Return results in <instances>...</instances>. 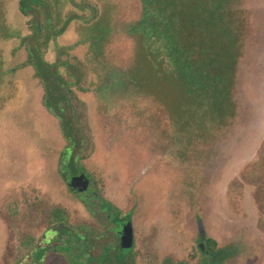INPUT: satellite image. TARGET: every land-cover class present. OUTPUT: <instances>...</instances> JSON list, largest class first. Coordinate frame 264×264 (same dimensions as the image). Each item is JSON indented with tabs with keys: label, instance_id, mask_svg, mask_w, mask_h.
<instances>
[{
	"label": "rangeland",
	"instance_id": "1",
	"mask_svg": "<svg viewBox=\"0 0 264 264\" xmlns=\"http://www.w3.org/2000/svg\"><path fill=\"white\" fill-rule=\"evenodd\" d=\"M20 1L0 0V71L9 85L3 92L9 100L0 103V264L21 263L58 223L78 228L92 240L91 258L102 260L104 230L61 176L67 142L60 123L44 106L26 46L8 38L15 30L30 36L35 52ZM52 1L57 22L75 19L50 43L46 61L56 71L61 61L75 60L62 76L81 81L74 88L87 137L80 167L105 200L133 211L136 261L202 264L203 230L224 264H264V0L229 2L244 14L245 36L236 114L224 123L232 111L227 80L236 51L205 11L220 0H170L183 34L179 65L165 58L147 26L131 29L140 15L133 0ZM195 105L201 117L190 115ZM206 118L218 124L207 129ZM167 188H173V214L162 219L151 211L164 210ZM65 239L74 252L81 249L68 253ZM56 242L58 254L44 264L85 259L79 253L86 244L72 232Z\"/></svg>",
	"mask_w": 264,
	"mask_h": 264
},
{
	"label": "trees",
	"instance_id": "2",
	"mask_svg": "<svg viewBox=\"0 0 264 264\" xmlns=\"http://www.w3.org/2000/svg\"><path fill=\"white\" fill-rule=\"evenodd\" d=\"M220 1L222 5L212 2V5L207 7L205 11L207 12L208 18L216 19L220 23L223 35L230 40L233 49L236 51L232 60V73L227 80L228 100L232 111L225 116L222 122L224 123L236 114L233 93L236 83L235 77L237 74L238 62L244 47L245 17L243 13L236 11L229 5L230 0ZM133 2L137 4L140 9V15L138 19L133 21L131 29L134 25L136 28L147 26L150 30V35L154 38V42L160 41L163 45L165 58L171 59L173 64H183V62L180 61L181 58L177 57V55L179 56L183 53L179 46V36L180 34L183 35L178 23L179 14L174 10L170 0H133ZM19 6L21 15L29 20L27 24L29 32L36 36L34 42L35 52L32 51L31 48L29 41L30 36L22 37L20 32L15 30L12 36L8 34V38L9 40H18L22 45L26 46L28 53L27 65L35 70L44 88V106L60 123L62 135L67 142V148L63 154V165L61 167L62 176L66 179L71 175L78 174L82 169L80 167L79 157L87 141V137L84 135L83 119H81L76 105H74V102L77 100L74 88L80 85L78 83H81V81L75 79L66 80L62 76V68L74 67L75 60L74 62L69 59L61 61V64L57 65L58 69L54 71L53 66L46 61V56L50 43L56 37L65 33L68 23L74 18L70 15L64 19H59L60 23L57 22V11L52 0H21ZM92 12L93 15L91 20H96L98 18V13L94 7H92ZM87 22L88 21H86V23ZM151 45L152 44H150V46ZM155 51L160 53L158 49ZM66 54L67 51H62V56ZM81 71L80 74L82 73ZM7 76L8 74L1 73L0 71V103L2 104L9 98L3 94L5 89L7 91L9 90V85L4 86ZM132 79V83H134V76ZM62 91H65V94H63ZM196 106L197 105L194 106L195 111L190 115L201 117L200 114H198V107ZM203 120H205V128L207 129L210 127L209 124H218L210 122L208 118ZM62 234L65 237L67 233L63 230ZM69 242L70 240L67 239L64 243V248L68 253L71 251Z\"/></svg>",
	"mask_w": 264,
	"mask_h": 264
},
{
	"label": "flooded vegetation",
	"instance_id": "3",
	"mask_svg": "<svg viewBox=\"0 0 264 264\" xmlns=\"http://www.w3.org/2000/svg\"><path fill=\"white\" fill-rule=\"evenodd\" d=\"M82 168V167H81ZM82 174L88 175L84 168H82L78 174L71 175L68 178L64 179L61 173L63 180L65 181L68 190L81 201L83 207L89 214V216L97 223L99 227H101L104 232L102 236V240H104L105 248H104V257L102 260H94L91 258L89 245L92 240L82 236L78 230L73 225H69L66 223H58L60 225H53L52 227L48 228L42 238L39 240L38 245L35 249L30 251L25 259L19 264H44L47 256L49 254H58L55 250L56 241L61 240L63 236V230L66 233L72 232L75 237L85 242L84 252L79 253V258L84 255L85 259L77 258H67L68 264H139L134 257V251L136 248V221L134 220L133 211L125 213L122 209H119L114 203L111 201L105 200L102 196L100 191L97 189L95 183L90 179V185L86 191H81L78 188H73L69 184L73 177H79ZM89 176V175H88ZM90 178V177H89ZM170 182H173L172 180ZM169 183L167 186L169 188ZM141 186V184H140ZM165 192V202H167L164 206V210H157L154 208L152 213L156 212L158 217L164 218L169 217L173 210L169 211L173 208L174 204V196L172 195V190L168 189ZM170 191V192H169ZM170 208V209H169ZM172 213V214H171ZM132 227L134 233V241L131 250L127 251L123 248V240L126 236L125 229ZM200 228L203 227L202 224L199 226ZM204 231L200 230V241L198 245L199 252L203 256V263L202 264H224L222 258V250L218 249V244L214 240H210L206 238L204 235ZM54 234V237L50 239L49 246L43 247L41 246L42 242H45L50 235ZM100 239V238H98ZM97 239V240H98ZM67 239L63 243L66 242ZM71 248V247H70ZM79 248L78 250H80ZM78 250L76 252H78ZM72 249L70 254H75Z\"/></svg>",
	"mask_w": 264,
	"mask_h": 264
},
{
	"label": "water",
	"instance_id": "4",
	"mask_svg": "<svg viewBox=\"0 0 264 264\" xmlns=\"http://www.w3.org/2000/svg\"><path fill=\"white\" fill-rule=\"evenodd\" d=\"M69 185L73 188H78L83 192L88 189L90 185V178L88 177V175L82 174L79 177H73ZM125 234L126 236L123 240V248L129 251L131 250L134 241V233L132 227H127L125 229Z\"/></svg>",
	"mask_w": 264,
	"mask_h": 264
}]
</instances>
